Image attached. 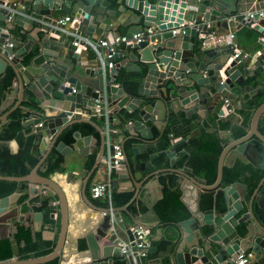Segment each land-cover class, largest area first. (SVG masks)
Returning <instances> with one entry per match:
<instances>
[{"label": "water", "instance_id": "obj_1", "mask_svg": "<svg viewBox=\"0 0 264 264\" xmlns=\"http://www.w3.org/2000/svg\"><path fill=\"white\" fill-rule=\"evenodd\" d=\"M23 1L20 0V3ZM87 1L88 3L85 4L82 0H76L75 10L72 13L82 24L86 25L85 34L89 37L92 36V32L97 26L110 32L112 30L111 22L119 18L120 14H124L126 7L130 8L131 14L126 18L127 23L124 25L126 27L125 39L132 40L135 33L143 34L141 40L126 44V47L138 50L139 60L142 61V64L138 65L133 62L137 58V54L134 53H129L130 60L123 64L127 72L137 74L135 76L138 81L136 94L131 95L125 91L122 85L116 84V76L120 69L117 59L123 56L122 52L117 51L110 58L115 62V65L110 69L112 74L109 77L108 86L111 104L115 107L113 114L120 124L118 133L126 135L122 141L124 159L121 165L114 170L117 177L112 178V184L116 187L119 179L126 180L129 186L134 187V193L129 201L122 206L99 207L87 197L85 192L88 178L103 156L104 138L95 116L85 118L81 117L79 113L71 114L70 119H67V116L74 109L89 108L94 103V98L97 96L96 90H100L102 87V76L98 64L94 62L92 65H81V61L85 58L77 54L75 47L70 44V37L66 35L67 49L62 57L56 51V53L45 56V51L42 49L29 64L16 67L22 55L29 48L30 42L20 45L16 37L10 36L8 31H2L0 27V73L6 66H9L15 72L18 81V89L13 91L16 92V100L0 115V121L7 119L10 113L20 105L26 81L42 86L41 91L48 101L46 105H40V107L54 112L46 114L43 119L38 114L31 115L22 123L25 126H33L30 132L34 136L33 148L40 153L37 163L25 175H0V179L27 181L30 184L28 187L30 192H37V186H39L41 187V192L38 195L40 198L55 194L59 209L56 241L48 253L19 258L16 241L11 238L12 256L0 260V264H42L50 260H56L57 263L61 261L69 224L67 193L56 180L40 175L37 169L53 149L61 155H65L67 150L71 149L63 140L57 139L62 131L72 124L88 123L97 130L100 138L94 163L82 181L81 197L89 207V210L85 212L87 223L89 224L93 211H102L105 214L113 212L114 221L129 237H131L130 228L121 219L119 211L127 212L128 204L137 196L142 182L149 176L160 171L170 170L179 173L187 181L200 188L215 189L220 184L223 165L226 164V156L230 152H234L236 158L264 169V134L258 129L259 119L264 114V100L251 113L246 133L238 138H229L223 146L217 160L216 177L211 184L201 183L184 171L172 166L177 158L174 146L182 142L183 139L173 142L169 149L150 155V157H155L165 154L169 159V167L153 170L148 175L141 177V171L147 168L149 163L139 162L137 159V148L142 144L149 147L151 146L150 142L153 141L150 126L146 122H160L165 127L164 122H166L169 108L164 97L166 91L172 98L180 97L172 104L181 105L186 112L195 113L204 118L210 110L208 105L212 108L217 105L219 93L241 89L244 84L243 68L240 63L236 62V58L231 56V49L217 47L201 50L199 47L200 39L207 31V22L212 21L213 18H222L223 15L235 11L239 0H123L125 7L119 6L111 11L99 5L94 6L93 0ZM69 3L68 0H33V13L39 16H49L58 5L62 6L63 11L70 12ZM40 4L45 7H41ZM10 6L17 7V3L11 2ZM118 12L119 14H116ZM6 15L7 9L0 11V20L5 21V24L14 22L21 27L25 24H33V20L29 17L12 14L11 18L7 20ZM223 20L226 24L227 20ZM240 22L247 26L253 24V28L259 32V42L264 46V18H260L255 12L252 17H248L246 20L241 19ZM148 28L151 29L150 33L147 31ZM6 29H9L8 26ZM172 30H175V33ZM45 39H49L47 34ZM46 40L41 42L43 48L47 45ZM229 105L230 103L226 105V108ZM120 108H124L127 115H123L119 111ZM223 112L222 106L219 107L217 114L223 115ZM39 122L41 125H38ZM73 135L77 146H80L79 152L87 154L90 136H81L79 131H74ZM129 139L136 142L132 144L133 156L131 157L127 155L124 148L126 140ZM81 140L83 145L80 143ZM253 152L254 158L252 157ZM263 182L264 173L250 196L248 212L240 218L236 217V213L242 209L241 194L235 185L231 184L222 189L224 211L212 209L205 212L202 223H198L193 216L182 220L179 225L185 234H181L179 243L174 249L175 264H191L196 260H199L201 264H235L230 260V257L238 254L241 250H246L247 247H250L255 254L259 252L257 262L264 264V225L256 218L252 210L254 197ZM7 197L0 198V203H3ZM245 216H250L253 219L256 230L246 236H241L236 226L244 220ZM34 219L39 221L41 213L37 212ZM87 223L84 225L87 231L85 240L90 257L94 261L93 264H110L112 255L120 254H117L113 243L101 245V239ZM204 226H210L211 229L207 230ZM155 250L156 247L151 245L149 252Z\"/></svg>", "mask_w": 264, "mask_h": 264}, {"label": "trees", "instance_id": "obj_2", "mask_svg": "<svg viewBox=\"0 0 264 264\" xmlns=\"http://www.w3.org/2000/svg\"><path fill=\"white\" fill-rule=\"evenodd\" d=\"M106 5L111 8L117 6V0H104ZM122 49L125 47L121 44ZM41 51L40 43H35L32 47L29 46L27 51L21 57V65L30 63ZM120 60V59H118ZM134 75V76H133ZM136 73H124L123 77L117 76L119 82L125 91L131 95L136 94L138 81L135 76ZM248 85L254 86L255 81L250 78L247 79ZM18 89V81L15 72L11 67H7L0 73V114L4 113L16 100V92ZM24 97L20 105L13 110L6 124L0 129V141H14L17 145V151L12 153L10 147L0 143V175L22 176L27 174L40 158V153L33 148V134L26 130V135L23 134V120L31 116L32 112H36L43 119L45 111L37 105L32 98L29 91H24ZM168 91L165 92V99H168ZM226 98L234 100L231 95L226 94ZM264 100V86L256 90V92L245 98L242 102L236 105L235 112L242 118L237 123L228 117L225 120L219 119L214 113L208 114L202 121L198 123V133L185 137L182 134L183 141L174 146L177 154L176 160L172 166L178 168L196 180L204 184H211L216 177L217 160L223 146L229 139H222L217 132L208 131L209 126H215L217 130H228L231 138H238L246 133V127L249 124L250 116L255 107ZM27 107V110H23ZM182 117V114H180ZM183 118V117H182ZM168 121L165 128L162 130L158 138L157 149L163 151L172 147V140L178 136V121L173 118L172 114H168ZM87 129L92 131L95 136L98 133L94 127L88 123L80 122L66 127L59 136V140L72 145L73 132L78 130L84 132ZM258 129L264 134V114L259 119ZM158 135V134H157ZM99 143V141H97ZM91 148L87 157V168L89 169L95 159L98 145ZM128 143V142H127ZM132 143H129V145ZM129 145L124 144L125 151L129 150ZM153 167L155 169L169 167V159L165 154L157 155L152 159ZM64 166V158L61 155L51 151V153L44 159L37 169V172L42 176H49L56 171H60ZM264 173V169L258 168L250 162H244L240 159H235L232 166L223 165L222 178L220 184L215 189H205L196 186L187 181L184 176L175 171L165 170L157 173L162 197L157 201L153 207V215L155 218L167 225H175L179 229V223L191 216L198 220H203V214L206 211L217 209L219 211L225 210L223 187L228 185H235L240 191L242 209L239 211L242 214L246 209V204L254 191L257 183ZM188 185L193 190V196L186 199L183 198V186ZM27 181H10L0 179V197L9 194L14 190H27ZM132 191H113L111 196V206L119 207L126 204L132 197ZM264 196V182L260 186L257 194L254 197L255 202L260 206H264L263 202H259V198ZM89 199L99 207H108L109 203L103 200H97L90 197ZM56 197L45 196L38 200V204L33 207V211H42L45 219L48 213L57 209ZM264 198V197H263ZM84 205V204H83ZM261 209H263L261 207ZM148 207L140 201L139 198H134L127 206V212H122L124 219L140 218L143 214L148 212ZM263 211V210H262ZM244 212L243 214L245 215ZM261 223L264 225V211L256 213ZM251 218V217H250ZM247 219V220H246ZM58 228L59 217L53 221ZM52 222V223H53ZM11 232L12 238L15 239L18 248V257L27 258L35 257L48 253L56 241V233L53 241L49 244L47 241H42L36 233L35 240L31 233L30 214L26 215L22 221L16 222L13 225ZM256 230V225L253 220H249L248 216L238 226V232L241 236H246L252 231ZM84 238H79L77 241V248L75 250L64 254L59 263L56 260H50L42 264H92L89 257L88 249L85 248ZM109 243L108 240L101 241V244ZM156 250L148 253V262L151 264V258H158L161 262L174 252L175 244L169 240L152 241ZM12 256L10 238H0V260L8 259ZM165 257V258H164ZM164 262V261H163ZM113 264H125V260L121 257H116ZM256 264V263H254Z\"/></svg>", "mask_w": 264, "mask_h": 264}, {"label": "crops", "instance_id": "obj_3", "mask_svg": "<svg viewBox=\"0 0 264 264\" xmlns=\"http://www.w3.org/2000/svg\"><path fill=\"white\" fill-rule=\"evenodd\" d=\"M13 1L16 2L18 5H22V7L24 6L26 8V12L33 13V8H32V1L33 0H24L23 3H20V0H10V2H13ZM63 1H66V0H63ZM68 1L70 2L69 7H71L70 12L63 11L62 6L58 5L57 8L53 10V13L51 15L44 16V17L42 16V17L49 19V18H54V17H61L64 14L73 15L72 12L75 10V4L74 3L76 0H68ZM82 1L85 4L88 3L87 0H82ZM123 2H124L123 0H117V6L115 8L108 7L106 5V3L104 2V0H93V5L94 6L99 5V6H102V8L109 9L111 11L113 9H116L119 6L125 7V3H123ZM40 5H41V7H45V5H43V4H40ZM126 8L127 9H126L124 14H120L119 18H117L116 20H113L111 22L112 29H114L117 33H119L121 35H124V33L126 31V27L124 26L127 23L126 18L128 17V15L131 14L130 8H128V7H126ZM260 8H264V0H239L237 8L235 11H232L230 14L223 15L222 18H213V20L209 22V26H207L208 31L209 30L234 31L236 33V42H237L239 48L241 49L243 54H246L245 56H243V55L241 56L242 60L240 62L241 67L243 68L242 73L244 74V84L242 85L241 89H239V90L236 89V90H234V92L228 91V92L219 93L218 94L219 99H218L217 105L213 108L208 105V109H210L208 114L214 113L216 115V117L218 118V120L219 119L225 120L228 117H231L233 121H236V120L240 121L242 117L235 112L236 105L239 102H242L245 98L252 96L256 92V90H258L262 86H264V46L259 42V36H260L259 32L253 28V26H252L253 24H251L250 26H247V25L241 24V22H240V20L242 19V16L240 13H244L250 9H260ZM116 14H119V12ZM223 19L227 20L226 24H224L225 22ZM7 26L9 28L8 30L6 29ZM0 27H1L2 31H8L10 36L16 37L18 39L20 45H22L28 41L30 42L31 47L35 43H40L41 50L43 49L45 51L44 52L45 56H49L52 53L58 52L59 56L62 57L64 55L66 49H67L66 40H65V36L67 34H59L58 35L57 33H54L51 30L46 31L45 29L40 28L39 24L34 22V21H33V24H25L23 27H21L20 25L14 23V22H12V23L8 22L7 24H5V21L0 20ZM80 27L84 32H86V25L85 24L81 23ZM46 34L49 36L48 40L45 39ZM102 36H105L106 38L111 39L112 38V32L111 31L106 32L105 30H103L102 28L97 26L95 28V30L92 32V36H90V37L93 40H96ZM193 39H194V37H193ZM43 40H46V42H47V45L44 48H43V45L41 43V42H43ZM109 50L113 51L112 48H109ZM119 51L123 53V56L120 58V60L117 59V62L120 63V69H119V73L117 75L118 77L119 76L123 77L124 73H129L126 71V69L123 66V64L126 61L130 60L129 53H134L135 55L137 54V58L133 62L137 63L138 65L142 64V61L139 60V54H138L137 49H134L131 47H126V45H125V47L123 49L121 47V49ZM76 52L79 56L86 59V60L84 59L81 61V65L87 66V65L94 64L95 61H94V57H93L91 50H89V49H78ZM231 55H232V53H231ZM20 61L18 64H16V67H19V66L22 67ZM7 67H9V66H6L5 69ZM117 76H116V83L121 85L119 82H117ZM250 77L252 80L255 81L254 86L248 85L249 83L247 82V79ZM41 87L42 86H40L38 84L36 85L30 81L25 82L24 91H29V93H31L32 98L34 99V101L37 103V105L39 107H40V105H46V102L48 101L46 96L42 93ZM11 92H13V91L11 90ZM226 94L231 95V97L234 100L227 98V100L224 102L223 98L225 97ZM164 95H165V93H164ZM23 97H24V94H23ZM179 98H180L179 96H177L176 98H172L169 94L168 99L166 100L169 104L168 114H172L173 118L177 119V121H178L177 131H178L179 135L176 136L172 140V142H175L179 139H183L182 136H180L182 134H185L186 135L185 137H190L191 135L198 133V130H199L198 123L200 121L203 122L202 119L205 118V117L204 118L199 117L195 113L186 112L185 108H183L181 105L175 106L174 104H172V102H174L175 100H178ZM226 103H230L229 108H226V106H225ZM221 106H222V109L224 112H223V115H218L217 110ZM27 109H28L27 107H23L24 111ZM42 109L44 110L45 108H42ZM119 111L123 115H127V111L124 108H120ZM46 113L52 114L54 112L47 110ZM180 114H182L183 118L180 116ZM31 115H37V113L32 112ZM114 117L116 118V120H115L116 136L119 139H121V141H123V139H125L126 135L118 133V128L120 127V124L118 122L117 117L115 115H114ZM167 118H168V115L165 119L166 122H164L165 126H166L167 121H168ZM7 121H8V118L0 121V129H1V127H3L6 124ZM146 124L150 126V130H151V133L153 136V141L150 142L151 146H149V147L142 144L139 148H137V152H138L137 159L139 160V162H148L149 163L147 168H144L141 171V177L148 175V173L153 171V170H156L155 167H153V163H152V161H153L152 159L154 157H150V155L154 152L155 153L158 152V149H157L158 138H159V135L161 134L162 130L165 128V127H163V123H160V122L147 121ZM23 127H24V129L22 130V132L24 135L28 134V133H26V130H29L31 132V130L33 129L32 125H27V126L23 125ZM84 130H85L84 132L79 131V133L81 136H86V135L90 136L89 146H88L89 150L87 153V154H89L91 151V148H95V145L98 143L97 141H100V138L95 136L92 131H89L87 129H84ZM75 131H78V130H75ZM208 131L209 132H212V131L217 132L218 135L222 139L231 138L230 132L228 130H217L216 127L213 125L208 127ZM96 132H97V130H96ZM98 136H99V134H98ZM73 139H74V141H73L72 145H69V144L64 142L67 146H69L71 148L70 150H67L68 152L65 155H61L53 149V152H55L58 155H61L64 158V166L60 171L53 172L50 175V177L52 179L56 180L60 185L63 186L64 190L67 193V198H68L69 224H68L67 236H66L63 251H62V256L64 254H67V253L75 250V248H77L78 239L84 238V240H85V233L87 232L86 227L84 226L88 221L85 217V212L89 210V207L82 200L81 188H82V181H83L84 177H86V175L90 172V169L92 166L89 169L87 168V157H88V155L82 154L79 152L80 146H77L76 139H75L74 135H73ZM57 140H59V137ZM81 141H80V143L83 145L84 143H83V141L82 142ZM0 143L8 145L10 147V151L12 153H15L17 151V145L12 140L11 141H0ZM129 143L133 144L136 142H135V140L129 139V140H126L125 145L126 144L129 145ZM132 144L129 145V147H130L129 150H126L127 155L130 157L133 156ZM98 149H99V145H98ZM176 157H177V154H176ZM252 157L253 158L255 157L254 152L252 153ZM235 159H238V158H236V154L234 152L228 153L226 156V164L225 165L232 166L233 163L235 162ZM115 177H117V175L114 173L113 178H115ZM97 178H100V174H98L96 172V169H95L88 178L87 187H86V191H85L87 194V197H88V193H89L90 182H92L93 180H95ZM137 181H139V179H137ZM127 183L128 182L126 180L119 179L118 185L116 187L114 186L115 187L114 191H116V192L132 191L134 193V187L129 186ZM188 183H189V181H188ZM29 186H30V184L28 183L26 191L18 189V190H14V191L10 192L9 194L5 195V196H8L7 199L3 203H0V238H10L11 239L12 238L11 232L13 230L12 228H13L14 223L22 221L26 215L30 214V226H31V233L33 235V239L35 240L36 233H37L39 235L40 240L47 241L50 244L55 237L56 230L58 231L57 226L53 222L54 220L57 219V217H59L58 216V210L59 209H58L57 196L55 194L49 195L50 197H56L55 201L57 203V209L51 210L47 215V219H45V216L43 215L42 211H33V207L38 204V200L40 199V197L38 195L41 192V187L37 186V192L36 191L30 192L28 190ZM183 188H184V192H182V196L184 199H186L190 196L191 197L193 196V191H192L193 189L191 187H189L188 185H185V186H183ZM236 189L238 190L237 187H236ZM239 193H240V191H239ZM45 196H47V195H45ZM2 197H4V196H1L0 198H2ZM136 197L139 198L140 201L143 202L148 207L149 211L146 212L145 214H143L142 216H140V218H136V219L128 218L126 220L124 219V217L122 215V212H125V211H119V215H120L121 219L123 220V222L128 224L129 227L135 223L145 225L146 227H148L150 229L152 241L161 240V239L169 240V241L173 242L175 244V247H176L179 243L181 234L182 235L185 234V232L181 231L180 225H179V229L175 225H173V226L167 225L166 223L161 222L160 220L155 218V216L153 215L154 212L152 210V207L162 197V190H161L159 180L157 178V174L149 176L146 180H144L142 182V185L140 186ZM263 197L264 196H261L259 198V202L261 201L264 203ZM249 200H250V197L247 201L246 209L244 212H248ZM261 207L263 208L262 204L260 206L257 202L253 201L252 210H253L254 214L256 215V218L260 222H261V220L256 213L264 211V209H261ZM37 212L41 213V219L39 221L34 219L35 214ZM206 212H208V211H206ZM243 213L240 214L238 211L236 213V217L237 218L242 217L244 215ZM248 217H249V220H253L252 218H250V216H248ZM195 219L197 220L198 223H202L204 221V219L203 220H198L197 218H195ZM108 221H109V215L108 214H105L102 211H93L92 218L89 221V224L87 223V225H89V227L91 226V229L96 232V235L101 239V241H105V240H108V237L106 236ZM240 224L241 223H239L236 226L237 231H238V226ZM117 227L120 230H122L118 225H117ZM204 227L207 228V230L211 229L210 226L209 227L204 226ZM259 234H262V232H259ZM56 235H57V233H56ZM101 241H100V243H101ZM84 244H85V248H87L86 240H85ZM107 244H110V242L106 243L104 245H107ZM101 245H103V244H101ZM153 246H155V245L153 244ZM115 250H116V248H115ZM246 250H251V248L247 247ZM241 251H243V250H241ZM116 252H117V254H119L117 250H116ZM258 255H260L259 252H257V254L255 255V258H254L252 264H254V263L259 264L257 262ZM89 257H90V254H89ZM116 257H121V256L115 255V254L112 255V261L110 264H113V260ZM90 259H91V257H90ZM100 260H102V258H100ZM150 260L152 262L151 264H175L174 252L170 256H167L166 259L163 260L164 262L163 261L161 262L158 258H151ZM93 262H92V264H93ZM191 264H201V262L199 260H196Z\"/></svg>", "mask_w": 264, "mask_h": 264}, {"label": "built area", "instance_id": "obj_4", "mask_svg": "<svg viewBox=\"0 0 264 264\" xmlns=\"http://www.w3.org/2000/svg\"><path fill=\"white\" fill-rule=\"evenodd\" d=\"M14 2V1H13ZM10 0H0V11L7 9L6 19H10L12 14L29 17L34 22L38 23L40 28L51 30L54 33L67 34L70 37V44L78 49L91 50L94 61L98 64L102 76V87L97 91V96L94 98V103L89 108L74 109L67 116L71 118V114L79 113L81 117L91 118L95 116L99 122L104 138V152L96 167V172L100 174L89 184V195L93 199L107 201L108 207L111 206V196L115 187L112 185L114 170L118 168L124 159V150L122 141L116 136V127L113 110L114 105L111 104L108 86L111 76L110 69L114 67L115 62L110 60L115 52H120L121 44L124 46L132 41H139L143 38L142 33L133 34L132 40H126L124 35L117 33L114 29L111 30L112 38L108 39L105 36L93 40L85 34L80 27V20L74 15L64 14L61 17L43 18L34 13L26 12V8L22 5L17 7L10 6ZM16 3V2H15ZM257 13L260 18H264V8L250 9L244 13H240L242 19L246 20ZM209 26V22H207ZM148 33L151 29H147ZM175 33V30H172ZM199 47L201 50L217 47H229L232 51V57L236 58V62H241V56H245L236 42V33L234 31H216L207 30L200 39ZM112 48L113 51L109 50ZM117 84V83H116ZM227 98H223L225 102ZM229 103H226V105ZM225 105V106H226ZM230 106V105H229ZM229 108V107H228ZM45 110V115L47 110ZM31 117V116H29ZM28 118V117H27ZM26 118V119H27ZM41 125V122L38 123ZM109 221L106 230V236L110 243L114 244L120 256L125 260V264H150L148 262L149 248L152 245L150 229L142 224H133L130 228L131 237L120 230L114 221L113 212H109ZM255 253L251 250H243L238 254L230 257V260L235 264H252L255 258Z\"/></svg>", "mask_w": 264, "mask_h": 264}]
</instances>
